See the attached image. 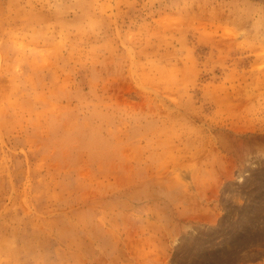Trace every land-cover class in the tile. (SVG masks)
Segmentation results:
<instances>
[{"label": "rangeland", "instance_id": "obj_1", "mask_svg": "<svg viewBox=\"0 0 264 264\" xmlns=\"http://www.w3.org/2000/svg\"><path fill=\"white\" fill-rule=\"evenodd\" d=\"M0 264H264V0H0Z\"/></svg>", "mask_w": 264, "mask_h": 264}]
</instances>
